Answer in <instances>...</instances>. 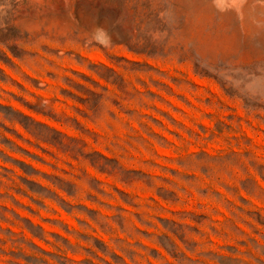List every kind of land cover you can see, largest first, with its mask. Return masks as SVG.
<instances>
[{
	"label": "rangeland",
	"instance_id": "1",
	"mask_svg": "<svg viewBox=\"0 0 264 264\" xmlns=\"http://www.w3.org/2000/svg\"><path fill=\"white\" fill-rule=\"evenodd\" d=\"M0 264H264V0H0Z\"/></svg>",
	"mask_w": 264,
	"mask_h": 264
}]
</instances>
